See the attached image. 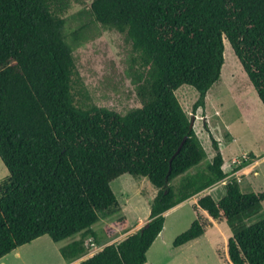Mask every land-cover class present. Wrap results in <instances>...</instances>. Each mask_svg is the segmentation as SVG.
I'll return each mask as SVG.
<instances>
[{
    "label": "trees",
    "instance_id": "1",
    "mask_svg": "<svg viewBox=\"0 0 264 264\" xmlns=\"http://www.w3.org/2000/svg\"><path fill=\"white\" fill-rule=\"evenodd\" d=\"M83 1L0 0V161L8 172L0 182V259L42 236H78L59 248L68 263L86 255V239L100 247L92 227L119 212L110 182L129 174L157 190L146 226L77 264H147L164 214L227 177L207 123L210 162L175 96L190 86L198 93L192 113L204 110L221 75L223 40L264 108V0H91L93 21L124 34L133 52L128 74L140 107L125 113L93 104L77 74L72 53L86 27L68 36L62 16ZM263 202L264 191L242 193L232 179L220 199L197 200L196 219L172 245L198 239L211 219L231 230V264H264V218L243 223ZM128 228L122 216L103 232L111 238Z\"/></svg>",
    "mask_w": 264,
    "mask_h": 264
},
{
    "label": "rangeland",
    "instance_id": "2",
    "mask_svg": "<svg viewBox=\"0 0 264 264\" xmlns=\"http://www.w3.org/2000/svg\"><path fill=\"white\" fill-rule=\"evenodd\" d=\"M91 0L71 2L62 18L66 20L65 33L85 26V37L73 50L77 74L93 104L125 113L140 107L135 89L128 74L132 49L125 35L114 30H105L89 15ZM224 63L219 80L209 89L205 98V108L192 113V106L198 93L190 86L183 85L175 91V96L190 119L195 115L194 132L201 142L206 158L210 162L214 156L204 122L219 143L227 177L199 194L210 195L214 200L225 194V185L234 179L242 193L264 191V108L243 71L238 59L226 40ZM8 176L0 161V182ZM178 179L173 184L176 185ZM110 188L118 203L119 212L103 216L92 227L97 234L98 244L86 239L87 252L74 263L89 258L104 246L116 243L137 232L147 222L150 203L157 190L147 178L123 174L110 182ZM197 196L174 208L165 217L163 231L147 251V264H231L227 256V240L232 233L224 222H214L213 227L198 239L180 247H173L174 239L186 231L196 219L194 211ZM124 216L129 228L118 231L107 238L104 227ZM264 218V202L252 217L243 220L249 226ZM74 236L61 243H53L48 236L18 247L2 259L5 264H62L66 263L60 253V246L77 239ZM19 255V257H18ZM68 263V262H67Z\"/></svg>",
    "mask_w": 264,
    "mask_h": 264
},
{
    "label": "crops",
    "instance_id": "3",
    "mask_svg": "<svg viewBox=\"0 0 264 264\" xmlns=\"http://www.w3.org/2000/svg\"><path fill=\"white\" fill-rule=\"evenodd\" d=\"M224 167H225V166H224V164H223V169H224ZM224 171H225V170H224ZM207 190H208V189H207ZM205 191H206V190H205ZM203 192H204V191H203ZM199 194H202V192L199 193ZM199 194H197V195H195V196L198 197ZM195 196H194V197H195ZM203 196H204V195H203ZM200 197H201V196H200ZM200 197L196 198V200H195V204H196L197 200H198ZM192 198H193V197H192ZM190 199H191V198H190ZM190 199H188V200H190ZM188 200H187V201H188ZM187 201H185V202H187ZM183 203H184V202H183ZM181 204H182V203H181ZM179 205H180V204H179ZM179 205H178V206H179ZM176 207H177V206H176ZM176 207H174V208H176ZM174 208H172L171 210L167 211V212L164 214L165 217H166L167 214H169L172 210H174ZM200 213H204V212L200 211ZM209 219H210V218H209ZM210 221L212 222V227H213V225H214V224H213L214 221L211 220V219H210ZM164 224H165V223H164ZM212 227H211V228H212ZM209 229H210V228H209ZM209 229H208V230H209ZM208 230H207V231H208ZM207 231H206L202 236H204V235L207 233ZM202 236H201V237H202ZM12 252H13V251H12ZM14 254L16 255V254H18V253L14 250ZM4 257H5V256H4ZM18 257H19V255H18ZM79 260H80V259H79ZM65 262H66V261H65ZM73 263H74V262H73ZM0 264H5V262H4V260H3L2 258L0 259ZM62 264H71V263H67V262L64 263V262H62ZM75 264H77V263H75Z\"/></svg>",
    "mask_w": 264,
    "mask_h": 264
},
{
    "label": "water",
    "instance_id": "4",
    "mask_svg": "<svg viewBox=\"0 0 264 264\" xmlns=\"http://www.w3.org/2000/svg\"><path fill=\"white\" fill-rule=\"evenodd\" d=\"M194 120H195V115H192L191 118H190V124H189V128L192 129L193 128V124H194ZM182 145V144H181ZM180 145V147H181ZM180 147L178 148L177 152L179 151ZM176 152V153H177ZM146 226V224L144 225Z\"/></svg>",
    "mask_w": 264,
    "mask_h": 264
}]
</instances>
